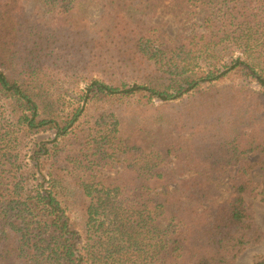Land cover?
<instances>
[{
    "label": "trees",
    "instance_id": "obj_1",
    "mask_svg": "<svg viewBox=\"0 0 264 264\" xmlns=\"http://www.w3.org/2000/svg\"><path fill=\"white\" fill-rule=\"evenodd\" d=\"M171 1L46 0L47 26L0 0V264H235L262 242L264 0H178L201 22L176 38L153 23ZM53 71L86 79L70 112Z\"/></svg>",
    "mask_w": 264,
    "mask_h": 264
},
{
    "label": "rangeland",
    "instance_id": "obj_2",
    "mask_svg": "<svg viewBox=\"0 0 264 264\" xmlns=\"http://www.w3.org/2000/svg\"><path fill=\"white\" fill-rule=\"evenodd\" d=\"M26 10L30 15L36 16L42 23L47 26H51L54 22L53 17L55 16L56 7L48 5L46 0H24ZM87 15L90 21L101 22L102 24L110 15L109 11H105L102 8V5L98 1L87 8ZM103 16V21H102ZM201 17L189 15L185 10H181L178 4V0H173L166 4L156 17L153 19V23L157 24L159 28L166 32L172 38H176L181 34H189L194 29L195 23H200ZM65 62V61H64ZM54 79L59 82L57 89L58 96H61V99L64 101V110L70 112L73 106L76 108V102L80 98L81 91L86 88L87 82L84 77H77L74 75L72 78H66L61 73L56 71L52 72ZM97 76H95L96 78ZM226 84H244L250 85L251 87L256 88V84L251 82L249 78L243 76H233L225 81ZM92 117H88L87 121H90ZM56 135L55 133L48 132L44 134H39L32 137L28 141V150H33L37 143L39 142H49V146L52 147L56 144L55 142ZM60 142V140H59ZM250 160L256 162L260 159L259 156L250 157ZM123 160V158L121 159ZM121 164L118 165L116 171L114 172H104L106 176H113L115 173L120 172ZM238 170V169H236ZM255 184L261 186V183L264 179V171L260 168H257L254 173ZM232 185L228 181L223 186V196L224 199H229L232 195ZM261 192V189L257 191L258 197H251L249 202L252 203L257 224L261 227L263 232L262 242L254 247L248 248L237 260L235 264H258L261 259L264 257V202L262 201L263 196L258 195ZM71 206V205H70ZM72 206L70 207V209ZM73 220L80 221V218L77 213L73 212Z\"/></svg>",
    "mask_w": 264,
    "mask_h": 264
}]
</instances>
